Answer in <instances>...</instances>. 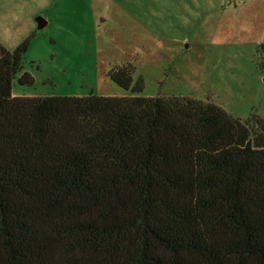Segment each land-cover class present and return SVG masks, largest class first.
<instances>
[{
  "label": "trees",
  "instance_id": "trees-1",
  "mask_svg": "<svg viewBox=\"0 0 264 264\" xmlns=\"http://www.w3.org/2000/svg\"><path fill=\"white\" fill-rule=\"evenodd\" d=\"M27 47L0 44V264H264L263 119L130 64L128 97L13 96Z\"/></svg>",
  "mask_w": 264,
  "mask_h": 264
},
{
  "label": "rangeland",
  "instance_id": "rangeland-1",
  "mask_svg": "<svg viewBox=\"0 0 264 264\" xmlns=\"http://www.w3.org/2000/svg\"><path fill=\"white\" fill-rule=\"evenodd\" d=\"M26 40L13 96L128 97L109 73L130 64L139 96L264 120V0H0V44Z\"/></svg>",
  "mask_w": 264,
  "mask_h": 264
},
{
  "label": "water",
  "instance_id": "water-1",
  "mask_svg": "<svg viewBox=\"0 0 264 264\" xmlns=\"http://www.w3.org/2000/svg\"><path fill=\"white\" fill-rule=\"evenodd\" d=\"M38 28H42L45 25V21L41 18H37Z\"/></svg>",
  "mask_w": 264,
  "mask_h": 264
}]
</instances>
